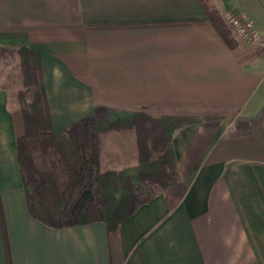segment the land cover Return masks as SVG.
I'll return each instance as SVG.
<instances>
[{
  "label": "crops",
  "instance_id": "1",
  "mask_svg": "<svg viewBox=\"0 0 264 264\" xmlns=\"http://www.w3.org/2000/svg\"><path fill=\"white\" fill-rule=\"evenodd\" d=\"M209 4L252 18L239 0ZM236 43L197 0H0V46L39 53L54 130L97 106L208 118L173 134L179 181L115 231L52 229L28 212L23 120L0 88V264H264V129L233 136L236 119L264 108V50ZM33 162L51 169L40 154Z\"/></svg>",
  "mask_w": 264,
  "mask_h": 264
},
{
  "label": "trees",
  "instance_id": "2",
  "mask_svg": "<svg viewBox=\"0 0 264 264\" xmlns=\"http://www.w3.org/2000/svg\"><path fill=\"white\" fill-rule=\"evenodd\" d=\"M229 49L237 47L209 0H197ZM2 47V46H0ZM23 90L17 93L23 134L15 141L16 160L29 214L52 229L101 222L107 232L179 181L172 147L175 131L207 121L196 116L151 117L102 106L69 128L54 130L42 79L39 53L17 47ZM264 129V108L250 119L234 121L233 136ZM109 132L135 134L137 164L119 171L101 170V137ZM47 158L50 171L39 172L33 155Z\"/></svg>",
  "mask_w": 264,
  "mask_h": 264
},
{
  "label": "rangeland",
  "instance_id": "3",
  "mask_svg": "<svg viewBox=\"0 0 264 264\" xmlns=\"http://www.w3.org/2000/svg\"><path fill=\"white\" fill-rule=\"evenodd\" d=\"M239 3L244 9L251 13L252 17L251 19L245 16L243 18L251 21L258 33L264 36L262 34V32H264V0H239ZM222 20L230 37L235 42H239V40H235L232 37L224 18H222ZM240 42L244 44L247 43L245 41ZM260 49L264 50L263 47H260ZM0 88L7 90L9 104L18 108L17 93L23 90V73L21 70L20 57L16 48L0 47ZM105 135H107V138L104 145L101 142L100 146V158L101 152L104 154L102 164L100 159L101 170L119 171L125 167H131L134 163L133 160H135L137 164V148L135 134L133 132H109Z\"/></svg>",
  "mask_w": 264,
  "mask_h": 264
},
{
  "label": "built area",
  "instance_id": "4",
  "mask_svg": "<svg viewBox=\"0 0 264 264\" xmlns=\"http://www.w3.org/2000/svg\"><path fill=\"white\" fill-rule=\"evenodd\" d=\"M223 18L235 40L257 44L264 48V36L258 33L251 21L244 19L234 12L226 13Z\"/></svg>",
  "mask_w": 264,
  "mask_h": 264
}]
</instances>
